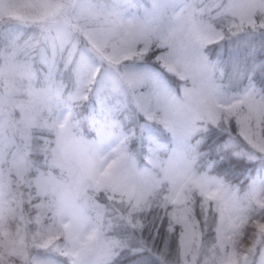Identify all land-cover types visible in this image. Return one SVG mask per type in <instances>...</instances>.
Instances as JSON below:
<instances>
[{
    "label": "snow or ice",
    "instance_id": "obj_1",
    "mask_svg": "<svg viewBox=\"0 0 264 264\" xmlns=\"http://www.w3.org/2000/svg\"><path fill=\"white\" fill-rule=\"evenodd\" d=\"M0 264H264V0H0Z\"/></svg>",
    "mask_w": 264,
    "mask_h": 264
}]
</instances>
